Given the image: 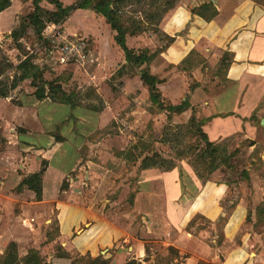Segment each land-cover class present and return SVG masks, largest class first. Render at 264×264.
I'll use <instances>...</instances> for the list:
<instances>
[{
	"label": "crops",
	"instance_id": "obj_1",
	"mask_svg": "<svg viewBox=\"0 0 264 264\" xmlns=\"http://www.w3.org/2000/svg\"><path fill=\"white\" fill-rule=\"evenodd\" d=\"M92 12L106 24L94 31L89 63L96 64V70L104 68L106 72L114 65L118 68L128 65L124 51L114 39L116 32L103 15ZM141 20L147 23L146 19ZM156 24L128 34L127 45L137 52L154 53L149 67L162 80L157 85L162 101L167 104L165 98L174 101L175 96L186 91L190 98L184 96L182 101L189 99L198 118L204 120L203 130L211 141L242 133L246 138L264 143V5L256 0H178ZM80 28L68 24L66 31L79 33L72 29ZM200 58L206 61L201 63ZM209 66L215 69L216 77L220 75L219 81L223 80L222 88L203 84L207 78L204 71ZM133 69L135 76L125 77L122 94L137 101L133 114L145 113L147 107L143 102L151 100L150 90L137 68L133 66ZM191 73L199 84L192 90L179 86L178 81L188 85L187 76ZM106 79L107 75L104 78L97 73L93 75V85L100 95H105V100L109 93ZM200 95H207L208 99L196 105ZM25 97L28 102L21 95V104H14L10 96L0 97V107H4L3 111L0 108L3 134L0 137V255L4 254L7 244L15 241L22 249L21 255L35 248L47 264H72L73 258L41 249L42 241L47 239L46 231L51 230L49 224L56 220L58 232L51 240L53 243L59 242L71 255L73 252L90 253L93 257L102 254L111 258L110 264H125L131 258L142 264H198L200 260L214 264L257 263L260 253L255 258L250 255L257 238L254 236L253 241L244 228L248 204L241 199L226 211L223 201L229 185L204 182L191 168L142 170L141 191L155 208H163L156 209L153 218H140L136 224L131 220L125 225L104 216L94 217L93 212L92 218H88L89 210L61 186L82 158L80 150L87 138L106 126L102 121L103 112L91 110L96 116L91 114L92 118L88 119L81 114L85 107L72 108L50 98L40 100L27 94ZM107 100L105 110L111 105L110 99ZM150 103L153 104L152 100ZM205 105L210 111L207 115L203 114ZM192 113L193 109L188 108L178 116L190 115V118ZM252 116L257 121L253 122ZM58 127L66 138L64 142L55 139ZM71 137L80 153L74 165L72 148L62 152V145L69 143ZM43 159L49 165L43 176L42 199L38 200L30 189L16 191L25 176L40 170ZM151 182L159 190L155 188L156 191L148 193L146 189ZM157 191H162L164 202L161 195L157 198ZM53 214L58 218H51ZM170 247L178 251L180 261Z\"/></svg>",
	"mask_w": 264,
	"mask_h": 264
},
{
	"label": "rangeland",
	"instance_id": "obj_2",
	"mask_svg": "<svg viewBox=\"0 0 264 264\" xmlns=\"http://www.w3.org/2000/svg\"><path fill=\"white\" fill-rule=\"evenodd\" d=\"M60 1L64 7H68L78 0ZM149 2L151 0H145L139 4L128 3L125 5L122 8V21L124 24L128 25L129 20L132 18L142 17L141 11H154L157 9V5L152 7L147 5ZM256 2L261 6L264 5V0H256ZM42 5L49 9H55V5L47 1L42 2ZM33 9L32 0H13L10 10L0 16V28H7L4 31H0V73L3 74L2 77H12L15 74L14 66L28 53L26 44L34 45L35 41L41 38L37 36L32 27L25 25V30L21 31L20 42H22V48L18 49L15 46L13 32L17 28H23L22 18L30 14ZM70 16V20L67 18L61 26L65 30L68 24L69 27H81L78 30L72 29V31L87 35L90 38V48H93L92 44L94 36H96L94 33L95 29H101L106 23L93 13L92 9H76ZM141 19L135 20L140 21ZM145 19L147 23H142L145 29L148 27L153 28L152 26L154 25L151 24L157 25V22ZM45 32L46 28L43 33ZM200 59L201 63L206 61L205 58V60ZM46 60L49 61L50 58H44L43 61H35V65L44 72L45 79L59 82L65 90L71 94L73 93L75 97L81 98L83 104L100 105V99L96 96V93L98 95L100 93L93 85V75L97 73L98 77L102 76L103 78L107 75L106 82L109 93L106 95L108 96L106 100L110 99L109 104L111 105L110 108L105 110L108 106L105 95H99L102 96L105 102V109L98 111L103 112L102 121L106 122V126L93 132L87 138L80 150L82 158L66 177L68 179L66 188L69 190L71 197L89 210L90 216L88 218H92L93 212L94 217L101 218L104 216L121 225L128 224L131 220H134V224H136L141 221L139 220L140 218H153L155 210L163 208H155L139 187L143 170L141 169L142 159L147 155H152L154 152H159L165 158L173 159L177 167L191 168L196 173L191 163L192 160L194 161L195 151L190 154L191 156L188 154V156L180 157L178 151L172 147V144L161 142L165 131L168 130L175 133V126L185 124L189 120L190 115L182 117V115L178 116L180 113H172V117L169 118V112L162 110L157 104L150 103L151 100H149L150 102L148 100L143 102L144 106L147 107V112L133 114L132 111L137 109L138 106L137 101H134V99L130 100V97H124L126 96L125 93L122 94L125 87V77L127 75L135 76L132 65L128 66V64L120 68L114 65L107 72L104 68L96 70V64L92 63H88L83 67L69 65L53 69ZM123 72L125 75L122 74ZM174 73L169 74L173 76ZM204 73L207 77L203 81L205 86L218 89L224 86L223 80L219 81L220 75L216 77L215 69L212 67L209 66ZM187 81L188 85L183 82L180 83V81H178V84L191 90L199 84L192 73L187 76ZM34 92L35 88L31 85V79H26L21 81L18 87L11 91L10 97L14 104H21V95L28 102L25 95L35 97ZM184 96L190 98L189 93L184 91L181 95L175 96L174 101L171 98H165L164 100L167 104L169 103L168 101L172 104H179ZM198 99L200 102L196 103V105H201L205 99H208V96L200 95ZM204 107L206 109V105ZM0 108H2V111L4 110V107L1 106ZM87 109H82L81 114L83 117L90 119L92 118L91 114H95L92 111L97 110ZM209 112L206 109L203 114L207 115ZM251 120L253 122L257 121V117L254 116ZM0 137H3L2 126H0ZM247 139L250 138H246L242 133H239L220 141H213L219 145L222 153L217 168L214 169L213 173H209V167L199 165L198 168L204 176L201 179L202 181L225 182L229 185L227 195L223 201L226 211L229 212L230 208L235 206L241 199H244L248 204V215L244 226L245 232L252 235L253 241L254 236L257 238V243H253L250 248V255L255 258L256 254L260 253V258L258 257L256 264H264V199H262L264 198V159L262 158L264 143L255 140L256 145L250 146V142L246 141ZM189 142L191 143L193 140L187 137L185 142L180 144L181 148ZM62 148L64 153L67 148H72L75 160L72 159L71 161L74 160V165L80 153L73 137H71L69 143L63 144ZM58 154L60 155V152ZM89 155L90 157L88 158ZM88 171L91 173H88ZM90 176L93 178H89ZM76 177L78 180L75 182L73 179ZM151 183L152 185L146 189V192L151 193L156 191V189L159 190L156 184ZM70 185H73V187H70ZM157 193L159 194L157 195L158 198L162 191H157ZM162 200L164 202L161 195ZM161 201L159 200V203ZM51 218L58 217L53 214ZM198 218L204 217L199 216ZM49 225L51 230L48 229L46 232H50L49 238H52L49 239L47 237L45 241H42L41 249L44 248V252L61 253L64 248L60 246V243L51 241L58 232L57 221L54 220ZM17 244L19 256L22 257L24 256L21 255L22 249L19 243ZM8 245L5 246V250ZM22 246H25V244ZM157 251L161 252L158 247ZM2 256L0 255V257ZM72 257L77 260L82 258L81 255L75 252L72 253Z\"/></svg>",
	"mask_w": 264,
	"mask_h": 264
},
{
	"label": "trees",
	"instance_id": "obj_3",
	"mask_svg": "<svg viewBox=\"0 0 264 264\" xmlns=\"http://www.w3.org/2000/svg\"><path fill=\"white\" fill-rule=\"evenodd\" d=\"M43 1L50 2L55 5V9H49L44 7L41 3ZM145 0H78L71 6L64 7L60 0H32L34 5L33 11L22 18V27L14 30V42L18 49L22 48V42H20L22 30H25L26 26H30L35 30L38 37L42 36L44 29L48 23H63L70 14L76 9H92L94 12L103 15L106 22L110 24L115 33V41L122 48L125 54V60L127 64H130L137 68L142 80L149 87L151 100L154 104H157L162 110L169 112L168 117H172V113H182L188 108L193 109V113L189 120L185 124H178L175 126L176 132L172 133L168 130L164 132V136L161 142L172 144V147L178 151L180 157L188 156L195 151L194 161L192 165L195 168L196 174L200 179L204 176L199 170V165L209 167V173H213L218 166V162L221 158V149L218 144L211 141L203 130L204 120L199 119L196 115V110L192 107L189 99L186 98L181 104L172 105L166 104L162 101L161 93L159 92L157 85L162 80L151 73L149 63L154 55L149 54V50H142L137 52L131 49L127 45V35L136 33V31L144 30L142 25L143 20L137 21L133 18L129 20V24L126 25L122 21V8L128 3H142ZM178 0H151L147 5L156 6L157 9L152 11H141L142 19L155 20L159 23L164 15L172 9ZM12 5V0H0V13L8 9ZM210 17V16H209ZM26 25V26H25ZM25 26V27H24ZM123 67V66H122ZM15 74L10 78L2 77L0 73V97H9L11 91L16 89L21 81L31 79V85L35 88L34 94L41 100L50 98L52 101L61 102L70 105L72 108L77 106H84L97 111H103L105 109V102L102 96L96 93L98 99H100V105L83 104L81 98L75 97V95L63 88V86L52 80H46L44 72L40 70L33 62L32 57H27L21 60L14 66ZM254 116H252L253 118ZM56 141L64 142L66 138L59 132V127L54 132ZM192 139L193 142H189L183 148L180 144H183L186 138ZM250 142V146L256 145L255 140L247 139ZM192 144V145H191ZM191 156V155H190ZM49 162L46 159L42 160L41 168L39 171L25 176L20 184L16 187V191H23L24 189L33 190L36 193L38 200L42 199L43 194V176L48 168ZM176 166L173 159H167L159 152H154L152 155H147L142 159L141 169H148L152 167H159L167 170H171ZM212 168H211V167ZM206 182L207 180H203ZM68 186V179L65 178L62 183V190ZM50 232L47 234L49 238ZM52 238V237H50ZM49 238V239H50ZM61 246V245H60ZM62 247V246H61ZM63 248V247H62ZM172 252L176 251L174 248H169ZM177 257L180 261V255L176 251ZM3 256L0 257V264H47L42 257L40 251L35 248L29 249L25 256L20 257L18 253V244L15 241L9 243ZM59 257L73 258L70 253L63 249L61 253L56 254ZM81 259H74L72 264H110L111 258H106L100 254L93 257L90 253L81 255ZM125 264H142L141 261L131 258ZM179 264V263H176ZM198 264H213L204 260H200Z\"/></svg>",
	"mask_w": 264,
	"mask_h": 264
},
{
	"label": "built area",
	"instance_id": "obj_4",
	"mask_svg": "<svg viewBox=\"0 0 264 264\" xmlns=\"http://www.w3.org/2000/svg\"><path fill=\"white\" fill-rule=\"evenodd\" d=\"M61 25L62 23H48L46 32L42 33L34 45L26 44L28 53L22 60L32 57L35 64L36 60L50 58L46 62L53 69L69 65L77 67L87 65L91 60L89 38L80 33H69Z\"/></svg>",
	"mask_w": 264,
	"mask_h": 264
},
{
	"label": "water",
	"instance_id": "obj_5",
	"mask_svg": "<svg viewBox=\"0 0 264 264\" xmlns=\"http://www.w3.org/2000/svg\"><path fill=\"white\" fill-rule=\"evenodd\" d=\"M262 123L264 124V120H262Z\"/></svg>",
	"mask_w": 264,
	"mask_h": 264
}]
</instances>
